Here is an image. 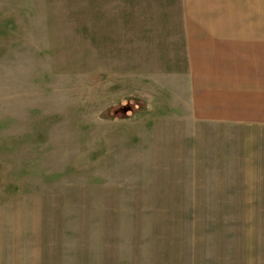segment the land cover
<instances>
[{"label":"rangeland","instance_id":"rangeland-1","mask_svg":"<svg viewBox=\"0 0 264 264\" xmlns=\"http://www.w3.org/2000/svg\"><path fill=\"white\" fill-rule=\"evenodd\" d=\"M109 1L0 0V252L264 264L248 139L189 110L184 30L208 22Z\"/></svg>","mask_w":264,"mask_h":264},{"label":"crops","instance_id":"crops-1","mask_svg":"<svg viewBox=\"0 0 264 264\" xmlns=\"http://www.w3.org/2000/svg\"><path fill=\"white\" fill-rule=\"evenodd\" d=\"M128 3L173 5L178 7L176 20L208 22L204 24L209 28L198 25L185 29L183 35L188 54L190 114L245 134L243 138L248 140L242 146L246 151L241 157L243 167L247 168L242 174L251 177L238 178L264 181V28L237 27L243 22H263L264 0H133ZM261 203L264 207V201ZM257 210L264 211V208ZM56 250L51 246V251H3L0 264H119L120 261L109 254Z\"/></svg>","mask_w":264,"mask_h":264}]
</instances>
